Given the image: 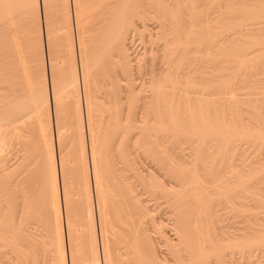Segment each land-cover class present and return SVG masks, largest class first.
<instances>
[{
    "label": "bare ground",
    "instance_id": "6f19581e",
    "mask_svg": "<svg viewBox=\"0 0 264 264\" xmlns=\"http://www.w3.org/2000/svg\"><path fill=\"white\" fill-rule=\"evenodd\" d=\"M215 1L216 2H214L213 0L212 1L211 0H89V5L84 6L83 5L84 2L82 0H0V159H1L0 177L3 178V180L6 178L5 179L6 181L9 178H12L9 176V175L12 176V172H10L9 170V169L12 170V168H10L11 167L10 165L13 166V161L11 162L12 164L10 163V161L13 159V158L11 159L12 150H10L11 148L7 146L9 144L12 145V143L16 141L15 140L16 138H13L14 134L19 135L20 138L22 137L20 134L22 131L21 132L14 131L15 128L14 124L16 123L15 130H18L17 126H19L20 124L19 122L14 123V121L17 120V118L19 117L24 118V116L27 115L26 110H28L27 109L29 107L28 105L31 106L35 104V106H37V110L38 111L40 110L39 113L42 114V110H44L43 112L46 115V116L41 115L40 118H38L39 115L37 113L38 120H40L41 117L47 118V120L44 119L47 122L45 127L43 126L45 124L43 119L41 120L44 123L43 125H41L37 121V126L40 124L42 126V129L44 127L43 133L45 134V137H43L44 134L41 133L42 130H40L39 133L42 134L41 137L43 139L41 137L40 138L42 140L39 137L38 139L35 136L39 140L38 141L35 138L37 142H39L38 143L39 145L37 144V142L35 143V145L36 148L38 149V147L41 144L40 142L44 141L43 142L44 144H41V146L39 147V149H41L42 145H44V150L41 154L38 152L40 155L37 154V157L39 156L38 159H41L40 162L42 161V165L44 166L42 167V165H40V167L45 168V173L43 174L44 176L46 174V181H49L50 179L54 180V190L56 196L54 198L51 197L52 199H49L50 203L48 205L50 208H52L51 210L53 211V216H54V220H53L54 229L52 227V231H54V237H53L54 239L50 243L52 244V247H54L53 248L55 253L54 255L55 257H53L55 259L54 264H115L114 255H113L114 253H113V249L111 248L112 245L110 244L111 242L109 243L110 240L109 236L111 233L109 232L107 226L109 225L110 228L111 227L113 228L114 225L112 221L106 220L108 216L106 217L107 214H105L104 211L103 196H102V191L106 183L104 184L102 181L103 178L101 176V162L102 164L104 162L107 164L108 163L107 160H110L109 164L111 165H108V167H110V170L108 167L106 169H107V173L110 171L111 174L113 175L112 178L113 180L111 179L112 176L111 177L108 176L110 177L109 179L110 182L112 180L111 183H113V185L116 184V183L114 184V180L116 182V179L117 180L120 179L119 182H121L123 186L122 181L129 180L127 179V177L129 176L128 172H127L128 176H126V171H129V173L132 172L133 176H135L136 178L138 177V179L141 180L139 181L141 184L144 182V184L142 185L146 184L147 186L145 185L144 188L146 187L145 189L147 190L149 188V190L152 191L151 192L152 194H156L158 191V193L160 192V195L161 193H164L162 195H166L167 196L166 198L170 200L169 204L171 203L172 205L169 206H174L173 209L175 211V215H174L175 221L172 220L173 222H175L174 225L176 229L175 228L174 229L177 231L179 237L177 236V234L176 236L178 237V239L180 238L181 240V242L179 243L176 241L175 242L176 244L174 243V241H172V245L175 244L174 250L172 249L173 247L171 246L172 252L174 251L173 255L175 254L174 255L175 261L177 263L233 264L236 262L233 261L235 253L237 252V251L235 252L236 249L242 247V249L240 250H243V248L245 250V248L247 247L249 248V246H253V247L257 246L258 248L260 247L259 249H261V251L259 250L260 252L258 254L256 253L257 255L256 258L254 259L253 264H264V221H261L264 218L263 217L264 214H262V217L260 215V217L262 218L261 220L260 218H258L259 215L258 217L256 216L257 217L256 219L250 217L246 218L247 211L249 208L251 210V206L253 205V203L254 205L257 203L255 209L258 205L264 206V161H263L264 157H262L263 154L261 156L262 158L260 156L257 157L256 154L255 155L256 158H253L254 157L253 155H252L253 157H251L254 160L249 158L250 160L248 161L247 158H243L246 160H243L241 158L242 159L240 160L241 163H239L237 162L238 160L235 159L237 157H234L233 155H232L233 157L231 156V152L234 155L235 153L238 155L240 154L241 151H244V149L241 148L242 150L240 149L241 151L239 152L237 150L239 149V147L237 146H236L237 148L235 147V145H237L236 142H238L240 138H243L244 136L247 135L246 137H244L245 139L249 137L248 135H250L249 139L252 138L255 141V144L257 139L259 140L264 139V121L260 119L259 121H257L256 120L257 118L255 120L252 118L251 120H249L251 117V114L249 115V113L251 112L247 113L248 107L246 110L247 111L246 115L249 116H245L244 113L239 114L241 113V110L242 112L243 111L245 112L246 106L250 104L249 101L253 100V102L251 103L254 102L256 103L257 101H260L258 96L255 97V99L254 96L259 95L256 94V92L261 88V85L262 88L260 89V92L259 91L258 92L261 93L264 91L263 90L264 82H262L263 81L262 79L264 78L262 77L261 79V76H257L255 78L254 76H252L254 77V80L252 81H254L253 82L254 84L257 83V86H259L258 83L260 84V82L257 81H260L261 79V85L259 89L255 88L254 90L253 88L256 87V85L251 83L252 77L251 78L248 77L247 80L243 79V82L245 80L246 83L250 79L251 85L248 84L249 86L241 82V80L240 81L238 80L239 77L242 76L241 74L245 70L247 69L252 70V67L255 69L256 67L253 66L254 64L256 65L258 62H260V65L263 64V60H264L263 31L264 30H261L262 24H259V26L256 27L255 26L251 27V25L248 27V25L251 24V22L253 24V22L255 21L254 18H256L255 16H257L258 18L260 15L262 16L264 15V4H263L264 0H259L260 1L259 6L261 5L260 7H256L255 4H254L255 6H253L252 2H247L246 4L244 2L243 5H245V7L244 6L242 7L243 9L246 10H242L240 8L243 0L241 1V3H237V0H224L225 3L224 5L226 7L225 9L224 7L221 8L222 14L220 13V7L223 4L222 3L223 0L221 1L222 4H220V0L219 1L215 0ZM259 1L256 0V2ZM209 2L211 3L212 6L208 4ZM249 3H251L252 5L250 4L251 6H249ZM216 4H218L220 7L215 6ZM237 4H240V7L237 6ZM139 5H140V9L138 8ZM247 5H248V9L246 7ZM214 7H216L215 10L213 9ZM238 10L241 11L239 12ZM211 11L212 12L214 11L215 14L218 11L220 15L217 12L216 16L215 15L213 16V13ZM236 12H239V15L240 14L242 15L239 18H237V16L239 15ZM131 13H133V15L138 14L140 17H143L141 19H144L145 17L152 18L153 20L155 19V24H153L152 27H150V31H152V28L154 29L152 35H154L155 38L154 42L155 40H157L158 42L159 50H160V55L158 56H160L159 58L162 59L163 61V67L161 70L158 69V72L153 69V66L150 69L152 71V77L150 78L148 85L150 83L152 94H147L146 96H143L144 94L141 91L142 83L139 80H137L139 79L136 77L137 74L135 75V73L132 72L134 70L133 64L137 63L136 67L138 66L139 68L141 58L143 56H141L140 54L141 57L138 58L136 57V55L133 53L132 50L134 49V47L132 46L131 48L132 42L130 43V45H128L125 37L126 36L125 31H127L128 29L127 25L130 24L129 22L131 21L132 18L135 20L134 16L131 15ZM129 16H131V19L129 18ZM208 17H209V21H208ZM261 19H263L264 22V18ZM249 20H251L250 23H248ZM71 22H73V24H71ZM25 23L29 25L28 28L25 25ZM83 23L90 24L92 28L94 26L96 27L95 30L100 31L99 35L101 36L102 44H103V37L101 35L102 32L108 33L110 39L109 42L111 45H113L114 49L116 50V53L114 52V54L112 55V52L109 51L114 61L112 58H110L109 55L110 53L109 52L107 53V51L106 53L109 56L106 57L108 58V61L112 59L110 61L112 63V66L114 64L116 66L114 67L117 69V71L113 72L115 73L114 74L115 78L114 76L112 78V76L110 75V78L108 80L109 74H111L112 72V71L110 72V69H114L112 68L111 65H110L111 68L109 67L110 69L105 71V72L109 71V73L107 74L108 76L105 74V72L102 71L103 70L102 68L104 67V64H102L103 62L102 58L103 55H106L105 50H103V48H105L104 47L105 45L103 44L102 48H100L102 53L99 52L101 55L98 54L96 56L94 55L96 64L93 67V71H94L93 75L95 77L94 81L96 80L97 77L99 81L100 80L99 76H100L102 83L100 81L99 84L97 80H96L97 82L96 81L94 82L93 79L89 81L91 78V77L89 78L90 76L89 71L90 69H92L91 67L92 64L90 65L87 64L88 61L87 58L85 57V43L83 38L84 34L82 33ZM143 23H145V21ZM255 23L257 22L255 21ZM24 25L26 29L22 28ZM23 29L24 30L28 29L29 32L31 30V32H33V35L38 32V44H37L38 48L32 49L33 44H31L32 48L28 47V49H30L29 51L27 49L29 53L31 52V49L34 50L33 52H31V55L34 56L35 54L34 57L36 59L37 57L39 58L40 56L39 60L37 59L38 61L34 60L35 62L34 66H37V63L39 62L38 65L40 69V73L38 74H40L41 80H39L38 77L37 79L39 81H37L36 76L35 79L33 77V79L36 80L37 83L35 81L34 82L29 81L31 76L28 77L27 72H26L27 77L25 76L23 79L22 76V73H24V71L22 72L24 68L22 62H24L23 59L25 58L24 57L25 53L23 51L24 49L21 48L22 47L21 31ZM71 29H73L72 31L74 33V43H73ZM92 31L93 33H95L94 29ZM258 34L259 36H257ZM66 35L68 36V38L65 39L66 40L70 39L69 40L70 45H68V48H66L67 41H65L64 39ZM23 37H25V34ZM29 37H31V33ZM33 40L36 41L35 39ZM99 40L100 39L98 37V44L101 43L99 42ZM106 40L107 39H105L104 37V43H106ZM30 42L34 43L32 42V39L31 41H29V43ZM25 44H28V42H25ZM209 44H212L214 46V49L219 48L222 54H224L225 57H227V60L225 59V61L221 57L222 59H220V61H223V63L226 61H231L229 64L223 65L222 67H220V69L219 68L217 69V71L222 70L223 73H221V71H218L219 72L218 73L215 70L216 74L218 75L216 76L215 74L214 78L217 79V77L219 76L218 77L219 81L218 79L217 82L213 81L214 84L216 82V85H214L213 83L211 84L216 86L215 88L216 90L215 89L212 90L211 86L213 85L211 84L206 85L204 83L205 70L207 71L209 70L206 69L205 67V65H207L206 61H207V51H208V49L206 50V47L207 46L209 47ZM37 45L35 47H37ZM213 46L210 47V50H212L211 48H213ZM21 49H23L22 52L24 54L23 55L24 58H21ZM219 49H217L216 53L219 52L218 51ZM35 51L38 52L35 53ZM67 51L68 53L66 54ZM212 51L210 52L212 53ZM254 53L256 54L253 55ZM106 57L104 60H107ZM20 59H22L23 61L21 62ZM138 59L139 61H137ZM209 59L211 60V58ZM142 61H144L143 58ZM32 62L30 61L31 63L30 69L31 67L34 68L32 66L33 65ZM101 64L103 65L102 67H100ZM88 65L91 67L90 69ZM97 65L99 66L100 69L99 72L102 71V75H104L105 77L107 76L106 79L101 77V75H99L98 70L95 72V70L98 67ZM215 65L217 64L215 63ZM260 65L258 66V69L261 68ZM211 67H212V63H211ZM217 67H219V65ZM254 69L252 72L256 71L257 73V70ZM262 69L263 72H261V69L260 72L264 74V67ZM30 71L28 70L29 73ZM209 71H211V69ZM97 72L98 74L96 75ZM249 72L251 71L249 70ZM55 73L58 74H56L55 76L54 75ZM209 73L211 74V72ZM212 73L214 72L212 71ZM206 74L208 73L206 72ZM210 76L208 77L211 78ZM27 78L29 79L27 80ZM25 79L28 81L29 85L23 84L27 82ZM110 79H114V81L116 82V86H119V88L115 87L114 86L115 82ZM109 81H110V85L108 86ZM236 81H238L239 84L236 83ZM117 82H121V84ZM240 82L243 84V86L245 85L246 87L242 86L241 88L242 84ZM218 83L220 84L219 86L221 87L220 88L221 90L218 89L219 88ZM232 83H236L240 85L239 88L237 86V89L244 90L245 88L246 90H244V92L243 90L242 91L240 90L242 93L234 94L235 90L237 89H235L236 87H234L232 90L233 92L231 91L232 88L230 87V84ZM222 85L226 87L225 89L227 90H222L223 88ZM227 85L228 88L229 87L231 88V89L229 88L230 91H228ZM234 85L235 84H233V86ZM110 86L114 88H118L119 91H117V93L119 92V94L114 95L116 92L115 91L112 95L110 93L112 87ZM207 86H209L208 88H210V90L209 89L208 90L212 92L211 94L209 92H206ZM26 87H29V92L26 91L28 90V88ZM23 88L26 89L23 90ZM108 89L110 91H108ZM239 90L236 92L239 93L240 92ZM213 91L215 92L213 93ZM220 91L222 95H218ZM223 91H225L224 94L228 92L229 96L223 95ZM100 92H102L103 93L102 95L105 96H100L99 95ZM121 92L123 95H121ZM229 92H232L234 95H232V93L229 94ZM215 93L217 96H214ZM23 94L25 95L23 96ZM205 94L213 98L208 99L207 98L208 96ZM262 94H264V92ZM66 96H68V98L70 97L73 98L72 101L75 102L74 104L75 108L77 109V113H79V114L76 113L75 115V112L71 110V113L74 112V115L77 118L76 119L77 121H75L74 123L76 125L73 124V120L75 118L73 117L72 114H71L73 118L72 120H70L69 118L68 121L65 120L66 123L69 121H71L72 123L69 122L70 123L68 124L69 126L64 125V123L62 124V117L60 116V113H62V111L60 112L59 106L63 102V98ZM246 98L248 99V101L245 100ZM256 99L258 100L256 101ZM244 101H246V104L249 102L247 105H245V107H244L245 104ZM255 103L253 105L254 106L256 104L258 105V106L256 105L258 108L255 106L257 110L254 108L253 105H249V107L253 106L255 110L253 108L251 109H253L252 111L256 112V116H257V113L259 111V103L256 104ZM260 103L263 104V105L261 104L262 107L260 108L263 111L264 101L261 100ZM50 104H52V108L50 107ZM63 105L65 106V104ZM23 106L26 108H23ZM35 106L33 105L31 109L33 110ZM225 106H228L229 108L225 109L224 108ZM21 107L24 109V111H22L23 109ZM261 112L260 114L258 113V115L264 114V112L263 113ZM211 114L215 115L214 120L213 118H211L212 116ZM34 115H35L34 118L36 120L37 115L35 113L32 114V116L31 115L29 116L30 119L32 118L31 120L34 119L33 118ZM163 115H165L166 118H164L165 116ZM241 115H244V117H242ZM14 116H16V118ZM247 117H249V119ZM13 119L15 120L13 121ZM25 119L26 117L23 119L24 123H22V125L20 124L22 128H24L23 126L27 121ZM26 125L25 128L27 127ZM50 125H52L53 131L50 130L51 128ZM21 127H19L20 130ZM10 132H13L12 133L13 135ZM25 132H23L22 135L25 137V139H27L26 137L27 134H25ZM68 132L69 134L72 133V135L75 136L76 138L78 135L77 142L75 137H73L75 138V140H73V138L70 137L72 138V142L75 141L76 143L75 142L71 143L70 142L71 140L68 135L69 140L67 141V143L68 142L71 143L70 145L72 147L71 151L69 147L68 153L71 152L70 154L73 155L72 157L71 155L70 157L66 156L67 154L66 148H68V144L67 143L65 144V139H66L65 136L68 134ZM73 132L75 134H73ZM9 133L10 136L12 135V137L10 138H13L11 139V141L13 140L12 143L10 141V138L6 137L9 135ZM166 133L169 134L173 133L172 134L173 136L170 135L172 137L169 141L168 140L166 141L167 137L165 138V135H168ZM210 134H213L212 136L219 134L216 136L220 137V135H223L224 137L223 138L221 136V138L223 139L219 137L218 138L214 137V141L212 140L210 142V143L212 142L215 143L216 140L218 141L220 139L219 142L223 140L221 144L222 147L216 146V148L218 149L222 148V150L224 148H228V149L233 148V150H235L234 148H236L237 152H239V153L237 152L234 153V151H231L229 153L228 157L231 156L232 159L230 160V162H225V164L227 163L226 165L223 163L226 167V170H223L224 166L222 165V163L220 165L223 166L221 170L218 171V169H220L219 167L217 170H215V168L216 165L220 164V162H223V160L222 161L219 160L221 157H222L221 159L224 158L228 159V157L225 156V153L229 151L227 149H225L226 151L223 150L225 151L223 155L224 157L222 156L223 153L222 154L220 153L221 156L217 155V158L214 159L213 155L219 154L218 151L221 152L223 151L221 149L216 151L217 149L215 148L214 153L215 151L216 153L214 154L212 152L213 149L210 150V145H208L209 143H207L209 142L207 138L211 140ZM19 137H17V139L20 141ZM5 138L8 142L7 143L8 145L6 144ZM28 140L30 142V139ZM32 140H31L32 144L31 143H30L31 145L29 144V146L32 147L27 146L26 148L27 151H25L22 145H19L20 143L19 144L17 142L15 143L19 145V147L22 146L25 153H27L29 149L33 150L35 148L34 141L36 140H33V142ZM241 141L244 140L241 139L240 142ZM262 142L264 146V140ZM205 143L207 144L208 147L205 146ZM73 144H77L76 146L78 147H74L75 145ZM14 146L15 145L13 143L11 147L16 149V146L15 147ZM242 146L243 145H241V147ZM7 148L10 149L8 150ZM22 148L21 149L17 148V149L18 151L19 150L23 151ZM207 148H209V150L213 154L212 158H210L211 161L207 159L208 157H211V154L207 153L209 152L207 151ZM37 149H34V151ZM8 151H10V156L8 155ZM31 151H29L30 153H28L30 154L29 156H31V154L34 153L33 151H32L33 153H31ZM253 152L254 149L252 153ZM226 154L228 155V153ZM242 154L238 155L239 158L241 157ZM251 154L247 153V155H251ZM7 155L9 156L8 158L11 159L10 161L8 160L9 162H6V159H4V157ZM107 155L109 159H107ZM29 156L27 157L30 159L31 157H33V156L31 157ZM103 156L104 159L102 161L101 158H103ZM144 156H148L146 157L147 159H149L150 156L153 159L151 160V163H153V161L155 160V163L157 164L160 163L162 165L161 168L164 167L166 169L169 178L173 179L172 184L170 183L169 187L165 185L166 184L165 182L168 179L166 175L165 177L167 179L166 178L159 179L161 180V182L156 177L157 175H155L153 170L156 169L157 167L154 169L151 168L152 169L151 170L149 167H145L147 164H145V166L144 165L142 166L141 158ZM218 156H220V158ZM23 157L24 154L22 155V158ZM55 157H57L56 158L57 161L55 160ZM32 159L34 160V158ZM208 161L210 162L208 163ZM231 161L235 162L234 165L236 164V166H231L232 165ZM31 162L29 163L30 167L32 166ZM6 163H10V165ZM5 164L10 167L6 166ZM70 165H78L79 169L83 170L82 171L83 173L81 172L83 174L82 189L80 188L81 189L80 190L79 188H77V184H76V190L79 189L80 191L75 190L74 193L76 192L75 195L77 196L79 195L80 198L81 197L84 198V199L82 198V200H84L83 202H85L86 210L85 207L83 209L84 211H86V213L83 212L82 209L80 208L79 209L80 211L82 210V212L85 213L86 217L85 218L83 217L84 216L83 213H81L80 215L81 216L83 215L81 220L84 219L88 220V221L85 220L82 221L83 223L76 222L75 220L76 222L75 225L74 222H72L73 218L70 215L72 212L69 213L70 197L68 194L69 190H67V188H69L67 187V184L68 185L70 184L68 183V181H66L67 178L66 176L68 173L65 174L66 172H68L65 170H67V168H69L68 166ZM16 166H19V164ZM155 166L160 167L159 165H155ZM222 170L225 171L226 174ZM7 171H9L10 174H8ZM157 171L158 170H156V172ZM220 172L223 173L225 177L223 176L222 178ZM57 174H58V183H56ZM2 175H5L6 177L4 176L2 177ZM132 175L130 173V176ZM20 177L19 179L21 180L22 177L21 178ZM1 178H0V186H1L0 188L3 190L5 184L4 186H2L3 184L1 185V183L4 182ZM23 180H25V178H23ZM23 180L19 181L22 183L20 184L27 185L25 181H24L25 183H23ZM14 181L15 180L13 179V185L10 182L11 185L9 186L10 189H12L11 186H13L15 190L14 189L8 190L9 192L7 193L6 188H8V184H9V183L7 184V182H4L7 184V187H5L4 189L5 192L0 189V255H2V253H5V249L8 248L7 250H10V254H11L9 259L11 260L12 264H41L38 259V255L40 256L39 254L40 250L37 251V249H39L38 243L41 244L43 242H40L42 240L39 239L40 236L39 237L36 236L38 235L37 234L38 231L35 233V231L33 230L34 228L32 226L34 225H32L33 220L31 219L32 212H34L33 214H35L37 210V209L34 210L33 201L31 200H33V198H35L36 196L35 195L33 196L32 194L28 193L30 191V188L31 190L33 189L32 187H29L30 184L28 186L29 190L27 189V187L24 188V186L22 187L21 185H20L21 187L18 189L17 186L19 185L16 184L17 186L16 185L14 186ZM128 182L127 183L124 182V184L128 185V186L126 185L125 190L127 189L129 192L132 193L130 200H132L133 203L135 204L134 212L133 210L130 211H132L133 213L135 212L137 213L138 212L137 210H140V219L149 218L148 220L150 222L147 223L146 219H145L146 221L143 219H141L140 221L141 231L140 230L139 231L141 232V234L138 235H142L144 241L140 240V246H138L139 242L137 244V241L136 244L138 248H140L142 245L143 253L140 251L141 249L139 251L141 253V256L143 254L142 259L144 260L143 261L144 263L143 262L141 263L159 264L158 262L160 259L159 258L160 253H158V250L155 248V245L153 244L154 242L153 241L154 239L152 237L153 235L149 233L148 230L149 227L147 226L148 224L152 225L151 223H154L153 222L154 215L150 214L151 213L150 210H152V207L149 210V207H147L148 205L142 202L143 197L142 199H140L141 197L138 196L139 193L138 192L136 193V191H134L136 190L135 189L136 187L133 189L131 187L132 185H129L130 182L129 183ZM111 183L110 185H112ZM50 184L52 187L53 185L52 181ZM50 184L47 185H49L50 187ZM134 185L135 184H133V186ZM122 186L120 187L123 190L124 187L122 188ZM78 187H81L80 183L78 184ZM110 188L111 189L113 188L116 191V187L114 188L113 186L112 187L110 186ZM33 190L35 191V187ZM33 190L31 191L32 193L34 192ZM48 190L49 189H47V191ZM104 190H106V188ZM149 190L148 192H150ZM44 192H46V190ZM112 192L113 190L111 191V194ZM36 193L38 192H35V194ZM151 193L150 196H153L151 195ZM52 194L53 193L51 192V196ZM128 194H126V196H128ZM30 195H32L33 197H31ZM114 195H116V193ZM47 196L45 199H47ZM128 197L126 201L127 202L129 201V203L133 205V203L130 202ZM93 203H94V207H93ZM127 205L129 206L128 203ZM128 206H126L127 209H130L128 208ZM261 208L264 207L261 206L259 209ZM153 211L155 212V210ZM50 212L51 211H49V213ZM117 212L118 209L115 213L119 215ZM132 212L129 213L132 214ZM254 212L258 213V209H256V211ZM147 214L149 215L146 216ZM94 215H95L96 225L93 219ZM132 215L134 216V214ZM137 215L139 216V214ZM121 217H122L121 215L117 216L118 218L117 220H119V218ZM78 219H80V216ZM79 223L82 224V226L85 224L86 227L83 226L85 228L83 227L79 228L76 225V224L79 225ZM144 223H146L145 227L148 228L144 227ZM130 224L132 223H129V227L131 226ZM126 226L128 225L126 224ZM153 226L155 227V224ZM139 228L140 227H138V229ZM83 230H86L85 231L86 234L87 233L89 234V236H86V234L84 233L86 238L89 237L87 246L85 245L87 244L85 242L81 245L77 244L75 241L76 237L75 238L72 237L73 233H77L78 231H79L78 233H80L83 232ZM117 230L118 229H116V231ZM153 231H155V229ZM159 231L161 232V230ZM119 233H121V231ZM65 235H66V241L64 243L63 237ZM130 235L128 234L129 239L131 237ZM71 237L74 238V240L71 239ZM82 237L84 236L82 235ZM90 238H91V242H90ZM133 238L135 239V237ZM138 238L140 239L139 236L137 237V240H139ZM35 242L38 243L36 244ZM142 242L145 243L143 244ZM177 243L178 245H180V248L178 247ZM36 245L37 247L35 248L34 246ZM46 246L50 248V245L47 244ZM82 246L86 248V250L87 249L88 250L86 251ZM41 247L43 248L45 246L42 245ZM48 247H46V249ZM253 247H250V249ZM49 248H48V252H49ZM80 248L83 249V251L87 252L88 255L86 253V255L81 256L82 258L81 257L78 258L77 256L80 254L77 253L81 251ZM34 249H36V251L39 252L37 255H36L37 252L35 253ZM46 249H44V251ZM128 249L130 248L128 247ZM168 250L170 251V248ZM244 250H243V254H245ZM121 252L119 253L122 256L121 258L124 257L123 255L127 256V254H125V250L124 251L121 250ZM249 252L250 251H248V254L253 253V252L252 253ZM169 253L171 252H168L167 254ZM129 256H127L128 259L131 257ZM135 258L133 259L135 260ZM78 259L80 260L78 261ZM2 260L3 259H1L0 262ZM123 264L126 263L123 262Z\"/></svg>",
    "mask_w": 264,
    "mask_h": 264
},
{
    "label": "rangeland",
    "instance_id": "374dc122",
    "mask_svg": "<svg viewBox=\"0 0 264 264\" xmlns=\"http://www.w3.org/2000/svg\"><path fill=\"white\" fill-rule=\"evenodd\" d=\"M84 3H83V5L84 6H86V5H89V0H82ZM212 1V0H211ZM214 2H216L215 0H213ZM219 1V0H218ZM221 1L222 0H220V4H222V6L220 7L218 4H216L215 6H219L220 7V13L222 14V12H221V8L222 7H224V9H225V3H224V0H223V2L221 3ZM241 1L242 0H237V3H241ZM259 1V0H258ZM244 2H245V4L247 3V2H252V4H253V6H255L256 5V7H260L259 6V3H260V1L259 2H256V0L254 1V0H243L242 1V3H241V7H240V4H237V6H239L242 10H246V9H243V7L242 6H244L245 7V5H243L244 4ZM263 2V1H262ZM262 2H261V4H262ZM208 4H210L211 5V3L209 2ZM212 4H213V2H212ZM251 3H249V6H251L250 5ZM255 4V5H254ZM264 4V3H263ZM206 5H207V3H206ZM224 5V6H223ZM258 5V6H257ZM70 6V5H69ZM209 6V5H208ZM212 6V5H211ZM207 7V6H206ZM247 7V9H248V5L246 6ZM139 9H140V5H139V7H138ZM215 8L216 7H214L213 9L215 10ZM223 9V10H224ZM239 12L241 11V10H238ZM212 12V11H211ZM210 12V13H211ZM218 12V11H217ZM217 12H216V14H217ZM224 12V11H223ZM239 12H236V13H238V15H239ZM213 13V16L215 15L216 16V14L214 13V11L212 12ZM211 13V14H212ZM242 13V12H241ZM218 14H219V12H218ZM40 15H41V12H40ZM131 15H133V13H131ZM220 15V14H219ZM219 15H217V16H219ZM242 14H240L239 16H237V18H239L240 16H241ZM128 16V15H127ZM134 16V18H135V20L132 18L131 19V16H129V18L131 19V21L128 23L129 25H127V27H128V29H127V31H125V37H126V41H127V43H128V45H130V43L132 42V45H131V48H132V46L134 47V49H132L133 50V53L136 55V57L138 58V57H141V56H143L142 58L144 59V61H142V58H141V62H140V66H139V68H138V66L136 67V65H137V63H134L133 64V68H134V70L132 71L133 73H135V75H136V77L137 78H139V79H137V80H139L142 84H141V91L143 92V96H146L147 94H152L151 93V86H150V83H149V85H148V82H149V80H150V78L152 77V71L150 70L151 69V67L153 66V69L154 70H156L157 72H158V69H162V67H163V61H162V59H160L159 57L160 56H158V55H160V50H159V45H158V42H157V40H155V42H154V35H152L153 34V32H154V29L152 28V31H150V27H152V25L153 24H155V19L153 20L152 18H148V17H145L144 19H141V18H143V17H140L138 14H136V15H133ZM211 16V15H210ZM256 18H254L255 19V21L258 23H255V21L253 22V24H252V22H251V24H249L248 25V27L251 25V27H256V26H259V24H262L261 25V30H264V22H263V19H261V18H264V15L262 16V15H260L258 18H257V16H255ZM129 19V20H130ZM211 19V18H210ZM259 21H258V20ZM261 19V20H260ZM128 20V21H129ZM235 20H237V19H235ZM252 20V19H251ZM251 20H249V22L248 23H250V21ZM72 21V20H71ZM145 21V23H143V22ZM153 23H152V22ZM208 21H209V17H208ZM211 21V20H210ZM239 21V20H238ZM253 21V20H252ZM140 22V23H139ZM263 22V23H262ZM132 23V24H131ZM256 25H255V24ZM71 24H73V22H71ZM151 24V25H150ZM25 25L27 26V28L29 27V25H27L26 23H25ZM25 25L22 27V28H25L26 29V27H25ZM132 25V26H131ZM82 26H83V38H84V43H85V57L87 58V61H88V63L87 64H92L91 65V67H92V69H90L91 67L88 65V67H89V69H90V71H89V74H90V76H89V78H90V80L89 81H91L92 79H93V81H94V71H93V67L95 66V56L98 54V55H101L100 53H102V51H101V49L100 48H102V46H103V44L105 45L104 47L105 48H103V50H105V54L106 55H103V58H102V64H104V67L102 68L103 70V72H105L106 70H108V69H110L111 67H110V65L112 66V63L110 62L112 59H113V57H111V53L110 52H112V55L114 54V52L116 53V50L114 49V47H113V45H111L110 44V42H109V36H108V33H105V32H102V37H103V44H102V39H101V36L99 35L100 34V31H98V30H95V28L96 27H94L93 26V28H92V26L90 25V24H86V23H83L82 24ZM85 26V27H84ZM146 26H148V27H146ZM73 28V27H72ZM87 28V29H86ZM90 28V29H89ZM148 28V29H147ZM29 29H31V28H29ZM86 29V30H85ZM88 29H89V31H88ZM94 29V32L96 33H93V30ZM73 29H71V31H72ZM26 31V32H25ZM92 31V32H91ZM129 31V32H128ZM264 32V31H263ZM25 34V37H23L24 36V34ZM27 33V34H26ZM28 33H29V35H30V33H31V37H29V35H28ZM128 33V34H127ZM131 34V35H130ZM21 44H22V47L21 48H23V49H21V58H24L23 60H24V62H22L23 60L22 59H20V61L22 62V65L24 66V68H23V70H22V72L24 71V73H22V76H23V79H24V77L26 76L27 77V75H26V72H27V74H28V77L29 76H31L30 77V80L29 81H35L36 83H37V81H39V80H41L40 79V74H38V73H40V69H39V65H38V63H37V66H34L35 65V62H34V60H39V58H40V56H39V58L37 57V59L34 57L35 56V54H34V56L33 55H31V52H33L34 50H32V49H34V48H38V32L37 33H35L34 35H33V32H31V30H30V32H29V30L27 29V30H22L21 31ZM32 35H33V37H32ZM68 35V34H67ZM66 35V37H64V39L65 38H68V36ZM96 35H97V37H96ZM27 36H28V38H27ZM106 36H107V38H106ZM128 36V37H127ZM257 36H259V34L257 35ZM264 36V35H263ZM36 37V38H35ZM72 37H73V43H74V33H73V31H72ZM98 37H99V42H101V43H99L98 44ZM104 37H105V39H107L106 40V43H104ZM23 38H24V40H25V42H28V44H25V42H24V40H23ZM30 38V39H29ZM69 38H70V35H69ZM28 39H29V41H31V39H32V42H34L35 43V45H34V43H29V41H28ZM33 39H35L36 41H34ZM27 40V41H26ZM70 40V39H69ZM69 40L67 39H65V41H67L66 42V44H67V47L66 48H68V45H70V43H69ZM132 40V41H131ZM23 41V42H22ZM129 41V42H128ZM150 42V43H149ZM149 43V44H148ZM31 44H33V48H32V46H31ZM65 44V45H66ZM151 44V45H150ZM37 45V47H35ZM212 44H209V47L207 46L206 47V50L208 49V51H207V61H206V63H207V65H205V67H206V69H211V71H207V70H205V73H204V76H205V80H204V83L207 85V84H211V83H213L214 84V82L213 81H216L217 82V79H218V81H219V76L217 77V79H215L214 77V75L216 74V71H217V69L219 68L220 69V67H222L223 65H227V64H229L231 61H226V62H224L223 63V61H220V59H222L223 58V60L225 61V59L227 60V57H225V55L224 54H222V52H221V50L219 49V48H217V49H219L218 51V53H216L217 52V49L215 48L214 49V46H213V48H211L213 51H214V53H213V51L212 50H210V47H212L211 46ZM26 46H27V48H26ZM28 47H31L32 49H31V52L29 53L28 51L30 50V49H28ZM25 48H26V50H25ZM27 49H28V51H27ZM107 49V50H106ZM143 49H144V51H143ZM22 50L24 51V53H25V55L23 54V52H22ZM36 50H38V49H36ZM147 50V51H146ZM106 51H107V53L109 52L110 54V58H112L110 61H108V58L106 57V56H109V55H107V53H106ZM135 51V52H134ZM142 51V52H141ZM158 51H159V53H158ZM210 51H212V53L210 52ZM38 51H35V53H37ZM100 52V53H99ZM104 52V51H103ZM68 53V51L66 52V54ZM156 53V54H155ZM219 53H221V54H219ZM257 53V52H256ZM256 53H254L253 55H255ZM259 53V52H258ZM104 54V53H103ZM140 54H141V56H140ZM146 54V55H145ZM211 54V55H210ZM218 54H219V56H218ZM23 55H24V57H23ZM27 55H28V57H27ZM31 55V56H30ZM95 55V56H94ZM144 55H145V57H144ZM224 55V56H223ZM32 56H33V58H32ZM107 58V60H104L105 59V57ZM248 56H250V55H248ZM211 58V60L209 59V58ZM222 57V58H221ZM225 57V58H224ZM247 57V56H246ZM148 58V59H147ZM150 58V59H149ZM249 58V57H248ZM247 58V59H248ZM30 59V60H29ZM217 59H218V61H220V62H218L217 61ZM244 59V58H243ZM37 60V61H38ZM161 60V61H160ZM214 60V61H213ZM246 60V59H245ZM30 61L33 63V67L34 68H32L31 67V69H30V66H31V63H30ZM36 61V62H37ZM108 61V62H107ZM113 61H114V59H113ZM112 61V62H113ZM137 61H139V59L137 60ZM149 61H151V62H149ZM26 62H27V64H26ZM29 62V63H28ZM100 63H101V61H100ZM211 63H212V67H211ZM214 63V64H213ZM215 63L217 64V65H215ZM256 63V62H255ZM261 63H262V61H261ZM101 64V66L100 67H102L103 65ZM21 65V66H22ZM135 65V66H134ZM141 65H142V67H141ZM151 65V66H150ZM214 65V66H213ZM219 65V67H217ZM257 65V66H256ZM254 64L253 66H255L256 68L254 69L253 67H252V70L251 69H249L251 72H249V70L247 69V70H245L241 75L242 76H240L239 77V81L241 80V82H243V79H245V80H247V78L249 77V78H251L252 76H254L255 78L257 77V76H261V79H262V77L264 78V74L263 73H261V72H263V67H264V60H263V64L262 65H260V62H258L257 64ZM261 66V68H259L258 69V66ZM98 66V65H97ZM115 64L112 66V68H114V69H116L115 67ZM263 66V67H262ZM36 67V68H35ZM110 67V68H109ZM155 67V68H154ZM214 67V68H213ZM114 69H110V72H111V74H109V77H108V80H109V78H110V75L112 76V78H113V76H114V74L115 73H113V72H116L117 71V69L116 70H114ZM253 69L254 70H257V73H256V71H254V72H252L253 71ZM260 69H261V72H260ZM28 70L30 71V73L32 74H30L29 72H28ZM32 70H33V73H32ZM39 70V71H38ZM98 70V72H99V66L97 67V69L95 70V72ZM216 70V71H215ZM35 71H37V72H35ZM102 71H100L99 72V75H101V77H103V78H105L106 79V77L108 76L107 74L109 73V71H107V72H105V74L107 75L106 77L104 76V75H102ZM136 71V72H135ZM212 71L214 72V73H212ZM218 71H221V73H223L222 72V70H218ZM217 71V72H218ZM247 71V72H246ZM259 71V72H258ZM98 72L96 73V75L98 74ZM155 72V71H154ZM206 72L208 73V74H206ZM209 72H211V74L209 73ZM226 72V71H225ZM227 72H229V71H227ZM112 73H113V75H112ZM150 73V74H149ZM156 73V72H155ZM219 73V72H218ZM251 75H250V74ZM260 73V74H259ZM37 74V75H36ZM56 74H58V73H55L54 75L56 76ZM206 74V75H205ZM211 76H210V75ZM258 74V75H257ZM262 74V75H261ZM92 75H93V78H92ZM98 75V76H99ZM218 74H216V76H217ZM245 75V76H244ZM35 76H36V80H34L35 79ZM58 76V75H57ZM208 76H210L211 78H209ZM33 77H34V79H33ZM39 77V80L37 79ZM208 77V78H207ZM254 77H252V79H251V81L252 80H254ZM98 78V77H97ZM96 78V80L98 81V79ZM114 78H115V76H114ZM213 78H214V80H213ZM260 78V77H259ZM29 78H27V80H28ZM99 84H100V81H101V78H100V76H99ZM207 79V80H206ZM209 79V80H208ZM261 79H260V81H257V82H260V84L258 83V85L259 86H257V83L256 84H254L253 82L254 81H252L251 83L252 84H254V85H256V87H254L253 88V90L256 88V89H259V87H260V85H261ZM26 80V79H25ZM26 80V81H27ZM95 80V81H96ZM102 80H104V79H102ZM110 80H113L114 81V79H110ZM244 80V82L243 83H245V84H249V85H251V83H250V79H249V81H247V83H246V81ZM255 80H257V79H255ZM263 81L262 82H264V79H262ZM24 81V80H23ZM25 81V82H26ZM94 81V82H95ZM96 81V82H97ZM208 81V82H207ZM210 81V82H209ZM221 81V80H220ZM108 82V81H107ZM112 82V81H111ZM115 82V81H114ZM145 82V83H144ZM216 82H215V84L214 85H216ZM240 82V83H241ZM249 82V83H248ZM23 83V82H22ZM91 83V82H90ZM101 83H102V81H101ZM117 83H120L121 84V82H117ZM124 83V82H123ZM221 83V82H220ZM236 83H238V81H236ZM236 83H232V84H230V87L232 88H230L231 89V91L233 90V88L234 87H236L235 89H237V86H238V88H239V86L240 85H238V84H236ZM23 84H25V85H29V83H28V81L26 82V83H23ZM98 84V85H99ZM112 84V83H111ZM144 84V85H143ZM147 84V85H146ZM213 84H211V85H213ZM222 84V83H221ZM233 84H235L234 86H233ZM242 84V83H241ZM110 85V81H109V83H108V86ZM119 85V84H118ZM213 85V86H214ZM220 84L218 83V86H219ZM248 85V86H249ZM24 86V85H23ZM107 86V87H108ZM113 86V85H112ZM112 86H110V87H112ZM114 86L115 87H118L119 88V86H116V82L114 83ZM122 86V85H121ZM211 86V88H212V90H214L215 88H216V86ZM223 86V85H222ZM242 86H243V84L241 85V88H242ZM245 86V85H244ZM243 86V87H244ZM263 86H264V84H263ZM25 87V86H24ZM30 87V86H29ZM29 87H26V88H28V90H26V91H28L29 92ZM209 86H207V91L206 92H209L210 94L212 93V92H210L209 90H210V88H208ZM246 87V86H245ZM25 88V89H26ZM109 88V87H108ZM118 88H114V87H112L111 89L113 90V92H112V90L110 91L109 89H108V91H110V93L113 95V93L115 92V94L114 95H118L119 94V92L117 93V91H119L118 90ZM218 88V87H217ZM221 87L219 86V90H221L220 89ZM226 87H224L223 86V88H222V90H227V89H225ZM227 88H228V85H227ZM229 88H228V91H230L229 90ZM261 88H262V85H261ZM260 88V89H261ZM24 88H23V90H25ZM114 89H116V90H114ZM209 89V90H208ZM217 89V90H218ZM234 89V90H235ZM260 89L258 90L259 92H260ZM121 90H122V88H121ZM150 90V91H149ZM216 90V89H215ZM239 89H237V90H235V92H234V94H240V93H242L241 91L243 90H239L240 92L238 93V92H236V91H238ZM244 90H246L245 88H244ZM244 90H243V92H244ZM264 90V89H263ZM256 92V94H259V95H255L254 96V99H255V97H257L258 96V98L260 99V101L262 100V101H264V99H262V98H264V94H262L263 92H261V93H259V92ZM141 92V93H142ZM205 92V93H206ZM215 91H213V93H214ZM224 92L225 91H223V95H228V92H226L225 94H224ZM233 92V91H232ZM232 92H229V94H231ZM25 93V92H24ZM208 93V94H209ZM217 93H219V92H217ZM26 94H27V92H26ZM103 93L102 92H100V96H105V95H102ZM105 94V93H104ZM209 94V95H210ZM233 93H232V95H234ZM262 94V95H261ZM25 94H23V96H24ZM121 95H123L122 94V92H121ZM205 95H207V94H205ZM209 95H207L208 97V99H211V98H213V97H209ZM218 95H222V93H221V91H220V93L218 94ZM28 96V95H27ZM213 96V95H212ZM214 96H217L216 95V93H215V95ZM229 96V95H228ZM261 98H260V97ZM263 96V97H262ZM24 98V97H23ZM27 98V97H26ZM205 98V97H204ZM69 99V100H68ZM72 99L73 98H68V96H66V97H64L63 98V102L60 104V106H59V108H60V112L62 111V113H60V116L62 117V124L64 123V125H68V124H70L69 122H71V121H69V122H67L66 123V121H68V118L70 119V120H72L73 118H72V115H73V117L75 118L74 120H73V124L75 123V121H77L76 119V113H77V109L75 108V102H73L72 101ZM69 102H68V101ZM104 100V99H103ZM246 101H248V99L246 98L245 99ZM258 99H256V101H257ZM75 101V100H74ZM242 101V100H241ZM246 101H244L245 102V104H244V107H245V105H247L249 102H250V104L249 105H253L254 103H251V102H253V100H251V101H249L247 104H246ZM255 101V100H254ZM260 101H257L256 103H259V111H258V113L260 114V112L262 111V109H260L261 107H262V103H260ZM27 102V101H26ZM72 102V103H71ZM255 103V104H256ZM63 104H65V106L63 105ZM70 104H71V106H70ZM262 104V105H261ZM28 105V104H27ZM34 106H35V104H33ZM33 105H28L29 107L27 108L28 110H26L25 112L27 113V115L26 116H24L25 115V113H24V118L26 117V119L25 120H27L26 121V123H25V125L26 124H28V125H26L27 127L25 128V125L23 126L24 128H22L21 126H20V124L22 125V123H24L23 122V119L21 118V117H19V118H17V120H15V119H13V121H14V123L15 122H19L20 124H19V126H17L18 128V130H15L16 129V123L14 124L15 125V128H14V131H22L20 134H21V138L19 137V135H15L14 134V136H17V137H19L20 138V141L17 139V137H14L13 136V138H16L15 140V142H17L19 145H22L23 146V148L25 149V151H27V146H29V144L31 143V140L33 139V137H34V139L33 140H36L38 137L40 138L41 137V135L42 134H40L39 132H40V130H42V132L41 133H43V129H44V127H45V125L47 124V122H46V120H47V118L45 117H41V119L40 120H38V118H40V116L42 115V116H46L45 115V113L43 112L44 110H42V114H40L39 112H40V110L38 111L37 110V106H35L34 108H33V110L31 109V107H33ZM249 105L248 106H246V108H245V112L243 111L242 112V110H241V113H239V114H242V113H244L245 114V116H249L250 114H251V117H250V119H249V117H247L249 120H251V118L252 119H256L257 121H259V119L260 120H263L264 121V118H263V116H264V114H261V115H258V113H257V116H256V112L255 111H252L254 108H255V106L257 105H253L254 106V108H253V106H251V107H249ZM74 106V107H73ZM258 106V105H257ZM256 106V107H257ZM50 107L52 108V104H50ZM247 107H248V110H247ZM22 108V107H21ZM23 108H26V107H24L23 106ZM22 108V109H23ZM30 108V109H29ZM68 108H69V111H68ZM82 108V107H81ZM225 109L227 108H229L228 106H225L224 107ZM251 108H253V109H251ZM258 108V107H257ZM257 108H255L256 110H257ZM39 109V108H38ZM249 109H251V110H249ZM254 109V110H255ZM21 110V109H20ZM30 110V111H29ZM32 110V111H31ZM52 110V109H51ZM71 110L72 111H74L75 112V115H74V112H72L71 113ZM244 110V109H243ZM248 112H247V111ZM261 110V111H260ZM22 111H24V109L22 110ZM28 111H29V114H28ZM35 111H38V112H35ZM219 111H222V110H219ZM240 112V111H239ZM249 113V112H251V113H249V115H246L247 113ZM253 112H255V113H253ZM264 112V109H263V111L261 112V113H263ZM22 113V112H21ZM36 114L37 115V113H38V115H39V117H38V115L36 116V120H35V115L33 116V120H31L30 119V115L32 116V114ZM44 113V114H43ZM255 114V115H253V114ZM72 114V115H71ZM77 114H79V113H77ZM212 116H211V118H213V120H214V117H215V115L214 114H211ZM16 116H17V114H16ZM16 116H14L15 118H16ZM68 116V117H67ZM71 118H70V117ZM78 116V115H77ZM163 116H165V115H163ZM242 117H244V115H241ZM254 116H255V118H254ZM38 117V118H37ZM66 117V118H65ZM259 117V118H258ZM65 118V119H64ZM164 118H166V116L164 117ZM262 118V119H261ZM22 119V120H21ZM29 119V120H28ZM43 119V121L45 122V124L41 121ZM44 119H46V120H44ZM32 122H31V121ZM66 120V121H65ZM253 120V121H254ZM36 122V124H35V122ZM37 121H38V123H40L41 125H43L44 127H43V129H42V126H41V129H40V126L38 125L37 126ZM40 121V122H39ZM42 122V123H41ZM29 123H30V125H29ZM72 123V122H71ZM32 124V125H31ZM72 124V125H73ZM72 125H70V126H72ZM74 125H76V124H74ZM73 125V126H74ZM28 126H30V127H28ZM37 126V127H36ZM69 126V125H68ZM19 127H21V130L19 129ZM35 127V128H34ZM50 130L51 131H53L52 130V125H50ZM24 131H23V130ZM38 129V130H37ZM27 133H26V132ZM23 132H25V134H27V139H25V137L22 135V133ZM35 132V133H34ZM11 134L13 133V132H10ZM10 133H9V137L8 136H6L7 138H10V137H12V135L10 136ZM15 133V132H14ZM17 133H19V132H17ZM37 134H40V135H37ZM44 134V133H43ZM73 134H75L74 132H73ZM166 134H168V135H165V138L167 137V139H166V141L168 140H170L171 139V137L173 136L172 134H169V133H166ZM68 135H69V138L70 137H75V136H73L72 135V133L71 134H69V132H68V134L65 136V144L67 143V141L69 140L68 139ZM72 135V136H71ZM170 135H172V136H170ZM213 134H210V138H211V140L209 139V138H207L208 140H209V142H207V143H209L208 145H210V150H212V152L214 153V150H215V148H216V146H218V147H222L221 146V144H222V141L223 140H221L220 142H219V140L216 142L215 141V143H210L212 140L214 141V137H217L216 135H219V134H216V135H214V136H212ZM37 138H36V137ZM163 136V135H162ZM170 136V137H169ZM207 136V135H206ZM205 136V137H206ZM221 136L223 137V135H220V137L219 138H221ZM225 136V135H224ZM247 136V135H246ZM246 136H244V137H246ZM249 137H250V135H248ZM29 137V138H28ZM43 137H45V134H44V136ZM217 137V138H218ZM244 137L243 138H240L239 140H238V142H236V144L237 145H235V147L237 146V147H239V149H237L239 152L242 150V149H244V151H241L240 152V154H242L241 155V157L239 158V156L238 155H240V154H236L235 152H237V150H236V148H234L235 150H233V148H231V149H228V148H224L223 150H225V149H227L229 152H226V153H228V155L225 153V156L226 157H228L229 156V153L231 152V151H234V153H235V155H237V156H235L234 154H232V152H231V156L233 155L234 157H237V158H235V159H237V160H235V161H237V162H239V163H241V161L240 160H242L243 158H247V160L249 161L250 159L249 158H251V157H253V158H256V154H257V157L258 156H262V154H263V156L262 157H264V146H263V140L264 139H260L261 140V142H260V140L259 139H257L259 142H260V145H259V142L256 140V144H255V141L252 139V138H250L249 139V137H247V138H245L244 139ZM252 137V136H251ZM254 137V136H253ZM13 138H10V141H11V139H13ZM36 138V139H35ZM38 138V139H39ZM42 138V137H41ZM40 138V139H41ZM72 138H70V142L71 143H74L75 141H73L72 142ZM76 138V137H75ZM75 138H73V140H75ZM77 138H78V135H77ZM76 138V142H77V139ZM224 138V137H223ZM223 138H221V139H223ZM239 138V137H238ZM256 138V137H255ZM24 140V141H22V140ZM28 139H30V142H29V140ZM37 139V140H38ZM43 139V138H42ZM41 139V140H42ZM206 139V140H207ZM216 139V138H215ZM244 140V141H241L240 142V140ZM252 139V140H251ZM5 140H6V138H5ZM19 142H18V141ZM28 140V141H27ZM33 140H32V142H33ZM37 140L36 141H34V146H35V148L34 149H37L36 148V145H35V143L37 142ZM40 140V141H41ZM206 140H205V142H206ZM8 141H9V139H8ZM13 141V140H12ZM12 141H11V143H12ZM39 141V140H38ZM15 142H13L14 143V145L16 146V149L15 148H13V147H11L12 145H13V143H12V145L11 144H7L8 142H7V140H6V144L8 145L7 147H10L9 149L10 150H12V152L15 154V155H17V156H15L12 152H11V154L12 155H14V156H12L11 155V159L10 158H8L9 156H10V151H8V155L7 156H5V157H7V158H5L4 157V159H6V162H9L10 160V163L13 161V166L12 165H10V163H6V164H9L10 166H8V165H6V166H8V167H10V168H12V170H14V168H15V170L14 171H12L11 169H9L10 170V172H12V176L11 175H9L10 177H12V178H9V177H7V178H9L10 179V181H9V179L6 181L5 179L3 180V178H1L4 182H7V184H8V188H6L7 189V193L9 192L8 190H13L14 189V187L13 186H11V188L12 189H10V186L9 185H11V183H12V185H13V179L15 180L14 181V186L16 185V184H18L19 186H17L18 187V189L22 186H24V188L25 187H27V189H28V186H29V184H30V186L29 187H32L33 189H34V187H35V191L32 193L31 191V188H30V191L28 192L29 194H32L33 196L35 195L36 197V199L35 198H33V200H31V201H33V206H34V210H36V215L35 214H33L34 212H32V220H33V224L32 225H34V226H32L34 229V231H35V233L37 232V234L38 235H36V236H40L39 237V239H42L40 242H43V243H41V244H39L38 242V248L39 249H37V251H39V252H37L36 251V249H34V251H35V253H36V255L39 253L40 254V256L38 255V259H39V261H40V263L41 264H54L55 262V259L53 258V257H55L54 255H55V253H54V247H52V244H50L51 242H52V240L54 239L53 237H54V231H52V227H53V224H54V216H53V211L51 210L52 208H50L48 205H49V203H50V201H49V199H52V198H54L56 195H55V190H54V180L52 179H50L49 181H46V174H45V176H44V174L43 173H45V168H42V167H44L43 165H42V161L40 162V160L41 159H38V157H37V154H41L42 152H43V150H44V145H42V147H43V149H42V147H41V149H39V147L41 146V144H44L43 142H40L41 144H40V146L38 147V143L39 142H37V147H38V151L37 150H35L34 151V149L31 151L29 148V150H28V152L27 153H25V151H24V149L22 148V146L21 147H19V145H17ZM27 142V143H26ZM75 142V143H76ZM241 144H240V143ZM71 143H67L68 144V148H66L67 149V154H66V156L67 157H70V153H68L69 152V147H70V151H71ZM165 143V142H164ZM168 143V142H167ZM166 143V144H167ZM254 143V144H253ZM24 144H26V145H24ZM32 144V143H31ZM30 144V145H31ZM78 144V143H77ZM77 144H73V145H75L74 147H78V146H76ZM217 144V145H216ZM220 144V145H219ZM245 144V145H244ZM11 145V146H10ZM223 145H224V143H223ZM241 145H243L242 147H241ZM257 145V146H256ZM14 146V147H15ZM205 146H207V144L205 143ZM215 146V147H214ZM263 146V147H262ZM29 147H32V146H29ZM46 147V146H45ZM66 147V146H65ZM208 147V146H207ZM212 147V148H211ZM255 147V148H254ZM257 147V148H256ZM259 147V148H258ZM21 149L22 148V150L24 151H21V150H19L18 151V149ZM206 148V147H205ZM242 148V149H241ZM261 148H262V150H261ZM8 149V148H7ZM7 149H6V151H7ZM8 149V150H9ZM77 149V148H76ZM217 150L216 151H218V150H222V148H220V149H218V148H216ZM241 149V150H240ZM253 149H254V152L252 153V151H253ZM260 149V150H259ZM16 150V151H15ZM41 150V151H40ZM209 150V148H207V151H209V152H207V153H209V154H211V157H208L207 159L208 160H210L211 161V159L210 158H212V152ZM222 150V151H223ZM29 151H31V153H33V154H31V156H33V157H31V156H29L30 154H28V153H30ZM216 151H215V153H216ZM226 151V150H225ZM225 151H223V152H221V151H218L219 152V154H215L216 155V157H215V155H213V158L215 159V158H217V155H220L221 156V154H222V156L224 155V152ZM250 151H251V153H250ZM257 151H259V152H257ZM16 152H19V153H16ZM23 152V153H22ZM39 152V153H38ZM211 152V153H210ZM217 152V153H218ZM239 152H237V153H239ZM7 153V152H6ZM22 153V154H21ZM221 153V154H220ZM247 153L248 154H251V155H247ZM21 154V155H20ZM24 154V157L22 158V155ZM39 154V155H40ZM69 154V155H68ZM72 154H74V153H72ZM246 156H245V155ZM261 154V155H260ZM26 155V156H25ZM37 157H35V156ZM206 155H208V154H206ZM244 155V156H243ZM253 155V156H252ZM27 156H29V157H31V159L30 158H28ZM73 155H71V157H72ZM105 156V155H104ZM104 156H103V158H101L102 159V161H103V159H104ZM220 156H218L219 158H220ZM230 156V157H231ZM232 156V157H233ZM243 156V157H242ZM248 156V157H247ZM25 157H27L28 158V160H27V158H25ZM106 157V156H105ZM146 157H148V156H144V157H142L141 158V161H142V166L144 165L145 166V164H147L145 167H149L150 169L151 168H156V169H154L153 171H154V173H155V175H157L156 177L158 178V180L159 179H165L166 177L168 178H166L167 179V181L165 182V181H162V182H165L164 184L167 186V187H169L170 186V183L172 184V181H173V179L172 178H169V175H168V173H167V171H166V169L163 167V168H161L162 167V165L159 163V164H157V163H155V160L153 161V163H151V160H153L150 156H149V159H147ZM224 157V156H223ZM230 157H228V161L225 159V161H224V159H219V160H223V162H220V164H218V165H216V168H215V170H217L218 169V167L220 168V169H218V171L219 170H221V168L224 166L225 167V165L227 164H225V162H230V160L232 159V157L230 158ZM261 157V158H262ZM17 158V159H16ZM32 158H34V160L32 159ZM57 157H55V160L57 161V159H56ZM146 158V159H145ZM230 158V159H229ZM239 158V159H238ZM242 158V159H241ZM253 158H251V159H253ZM19 159V160H18ZM39 161H38V160ZM107 159H109L108 158V155H107ZM1 160V159H0ZM9 160V161H8ZM27 160V161H26ZM36 160V161H35ZM243 160H246V159H243ZM254 160V159H253ZM16 161V162H15ZM22 161V162H21ZM33 161H35L36 163H39V164H36L35 162H33V164H32V162ZM108 161V163L106 164L105 162V164H104V166H103V164H102V162H101V176H102V181H103V183L105 184L106 183V185H105V187H104V189L106 188V190H104L103 189V191H102V196H103V204H104V211H105V214H107L106 215V220H110V221H112L113 222V225H114V227L112 228H110L109 227V225H107L108 226V229H109V232L111 233L110 234V236H109V243L112 245L111 246V248L113 249V255H114V262H115V264H123V262H125L126 264H140L141 262H143L144 260L142 259L143 258V254H142V256H141V253H140V251L143 253V251H142V245H141V247L140 248H138V246H140V240H142V241H144L143 240V237H142V235H138V234H141V225H140V221H141V219H143V220H145L147 223H150L149 222V218H141L140 219V210H137L138 212L136 213H133L134 212V203H133V201L132 200H130V198H131V192H129L127 189L125 190V187H126V185L127 184H124V182H128L129 180V185H132L131 187L134 189L135 187V189L136 190H134V191H136V193L138 192L139 193V197H141L140 199H142V197H143V200H142V202L145 204H147L148 206L147 207H149V210H150V208L152 207V210H150V214L151 215H154V217H153V222L154 223H151L152 225H147L148 227H145L146 225V223H144V227L145 228H148V230H149V233L151 234V235H153L152 237H153V244L155 245V248L158 250V253H160L159 255V264H179V263H177L176 261H175V257H174V255H173V252H172V249L174 250V248H175V242L177 241L178 243L179 242H181V240H180V238L178 239V234H177V231L175 230L176 229V227H175V225H174V223L175 222H173V221H175V218H174V215H175V211H174V206H169V205H172L171 203L169 204V199L168 198H166L167 196L166 195H162V194H164V193H161V195H160V192L158 193V191H157V193L156 194H152L151 192L152 191H150L149 190V188H148V190L150 191V192H148V190L147 189H145L144 188V186L146 185H142V184H144V182L141 184L139 181H141L140 179H138V177L136 178L135 176H133L132 175V172H130L131 173V175L132 176H130V173H129V171H126V176H128V174H129V176L127 177V179H129V180H127V181H122L123 182V186H122V183L121 182H119L120 181V179H116V182H115V180H114V184L115 185H113V183H111L112 182V178H113V175L111 174V172L109 171L110 170V167H108V165H111V164H109L110 162V160H107ZM210 161H208V163L210 162ZM233 161H234V158H233ZM261 161H262V159H261ZM263 161H264V159H263ZM1 162V161H0ZM15 162V163H14ZM17 162H19V163H17ZM31 162V167H30V163ZM156 162H159V161H156ZM218 162V161H217ZM17 163V164H16ZM26 163V164H25ZM151 165H150V164ZM219 163V162H218ZM221 163H222V165L223 166H220L221 165ZM225 165H224V164ZM231 163H232V165L231 166H236V164L234 165V163L235 162H232L231 161ZM12 164V163H11ZM18 165L19 164V166H16V165ZM20 164H21V166H23V167H25V168H23V167H21L20 166ZM23 164V165H22ZM35 164V165H34ZM161 165L160 167H158V166H155V165ZM238 164V163H237ZM40 165H42V167H40ZM69 165V164H68ZM107 165V166H106ZM30 167V168H28V167ZM39 166V167H38ZM153 166V167H152ZM155 166V167H154ZM7 167V168H8ZM14 167V168H13ZM35 167V168H34ZM69 168H67V170H65V171H68V172H66L65 174H67V178H66V181H68V183L70 184V185H68L67 184V182H66V184H67V187H69V188H67V190H69L68 191V194H69V199H70V203H69V213H71L70 215L72 216V222H74V225H75V223L76 222H81V223H83L82 221H88L87 219H84L85 217H86V215H85V213H86V211H84V207L86 206L85 205V202H83L84 200H82V198L83 197H81L80 198V196L78 195H75V193H74V191L76 190V184H77V188H81L82 189V183H83V170H81V169H79V166L78 165H70V166H68ZM71 167V168H70ZM109 168V172L107 173V169L106 168ZM224 167H223V170H226V167H225V169H224ZM240 167V166H239ZM19 168H20V170H19ZM23 170H22V169ZM28 168V169H27ZM76 168V169H75ZM238 168V167H237ZM1 169V168H0ZM41 169V170H40ZM44 169V170H43ZM71 169V170H70ZM74 169V170H73ZM78 169V170H77ZM18 170V171H17ZM25 170V171H24ZM29 170V171H28ZM81 170V171H80ZM152 170V169H151ZM156 170H158L157 172H156ZM163 170V171H162ZM222 170V171H223ZM8 172V174H10V172L9 171H7ZM6 172V173H7ZM19 173V175H18V173ZM24 172H26V173H24ZM31 172V173H30ZM82 172V173H81ZM127 172H128V174H127ZM162 172V173H161ZM224 173H225V171H223ZM15 173V174H14ZM23 173V174H22ZM77 173H78V175H79V177H78V175H77ZM103 173V174H102ZM165 173V174H164ZM221 173V172H220ZM37 174H38V176H37ZM109 174V175H108ZM111 174V175H110ZM226 174V173H225ZM229 174V173H228ZM6 175V174H5ZM5 175H2V177L4 176V177H6ZM21 175H23V176H21ZM162 175V176H161ZM165 175H166V177H165ZM221 175H222V178H223V176L225 177V175H223V173H221ZM1 176V175H0ZM15 176H17V177H15ZM22 178H21V177ZM34 176V177H33ZM104 176V177H103ZM108 176H112L111 177V182H110V177H108ZM163 176H164V178H163ZM233 176V175H232ZM15 177V178H14ZM19 177L21 178V180L19 179ZM75 177V178H74ZM78 177V178H77ZM135 177V178H134ZM23 178H25V180H23ZM107 178V179H106ZM132 180H131V179ZM28 179V180H27ZM31 179V180H30ZM69 179V180H68ZM80 179V180H79ZM105 179V180H104ZM138 179V180H137ZM2 180H1V182H2ZM12 180V181H11ZM18 180V181H17ZM23 180V183H25L26 182V184L27 185H21L22 183L21 182H19V181H22ZM35 180V181H34ZM37 180V181H36ZM57 182L56 183H58V174H57ZM75 180H77V181H75ZM168 180H170V181H168ZM25 181V182H24ZM32 181V182H31ZM51 181H52V187H51ZM107 181V182H106ZM118 181V182H117ZM132 181H134V182H132ZM160 182H161V180H159ZM1 183V185L2 186H4V184H5V187H7V184L6 183ZM11 182V183H10ZM19 182V183H18ZM47 182V183H46ZM49 182V183H48ZM75 182V183H74ZM135 184L134 186H133V184ZM21 183V184H20ZM33 183V184H32ZM80 183V185H81V187H78V184ZM110 183L112 184V185H110ZM120 183V184H119ZM40 184V185H39ZM47 184H50V187H49V185H47ZM112 187H116V191L112 188H110V186ZM21 185V186H20ZM35 185V186H34ZM125 185V186H124ZM140 185V186H139ZM34 186V187H33ZM43 186V187H42ZM109 186V187H108ZM120 186H122V188H123V190H125V191H123L122 189H121V187ZM128 186V185H127ZM147 186V185H146ZM1 187V186H0ZM5 187L3 188V190L2 191H4V189H5ZM47 187V188H46ZM107 187H108V189H107ZM138 187H139V189H138ZM142 187V188H141ZM52 190H51V189ZM118 188V189H117ZM47 189H49L48 191H47ZM78 189V190H79ZM80 189V190H81ZM120 189V190H119ZM15 190V189H14ZM29 190V189H28ZM27 190V191H28ZM37 190V191H36ZM46 190V192H44ZM78 190H76V191H78ZM79 190V191H80ZM113 190V192H112V194H111V191ZM118 190V191H117ZM50 191V192H49ZM133 191V192H134ZM5 192V191H4ZM31 192V193H30ZM35 192H38V193H36L35 194ZM51 192L53 193L52 194V196H51ZM126 192H128V193H130V194H128V193H126ZM47 193H50V194H47ZM116 193V195H114V194ZM135 193V192H134ZM133 193V194H134ZM135 193V194H136ZM142 193V194H141ZM150 193H151V195H153V196H150ZM126 194H128V196H126ZM147 194V195H146ZM32 195H30L31 197H33ZM48 195V196H47ZM46 196H47V199H45L46 198ZM72 196V197H71ZM126 198H125V197ZM163 196V197H162ZM30 197V198H31ZM49 197V198H48ZM52 197V198H51ZM127 197L129 198V200H130V202L131 203H133V205L132 204H130L129 203V201L127 202L126 200H127ZM147 198H149V199H147ZM161 198V199H160ZM84 199V198H83ZM152 199V200H151ZM165 199V200H164ZM167 199H168V201H167ZM48 200V201H47ZM151 202H149V201ZM163 200H164V202H163ZM116 201V202H115ZM36 202V203H35ZM40 202V203H39ZM149 202V203H148ZM155 202V203H154ZM166 202H168V203H166ZM36 205H35V204ZM127 203L129 204V206L127 205ZM153 203V204H152ZM162 203V204H161ZM152 204V205H151ZM257 205V203L254 205V203H253V205L251 206V210H250V208L248 209V211H247V217L246 218H253V219H256L257 217H258V215H259V217L258 218H260V220L262 219L261 217H262V214H264V208H261V209H259L261 206L262 207H264L263 205H258L257 207H256V209H258V213L257 212H254V211H256V209H255V206ZM40 206V207H39ZM50 206H51V204H50ZM76 206V207H75ZM83 206V207H82ZM113 206H116V207H113ZM126 206H128V208H130V209H127V207ZM131 206H133V207H131ZM254 206V207H253ZM36 207H38V208H36ZM46 207H48V208H46ZM82 207V208H81ZM93 207H94V203H93ZM82 209L83 210V212H85V213H83L82 212V210L80 211V209ZM113 208V209H112ZM114 208H116V209H114ZM71 209V210H70ZM117 209H118V214L119 215H117L115 212L117 211ZM158 209V210H157ZM252 209H253V211H252ZM255 209V210H254ZM34 210H32V211H34ZM75 210V211H74ZM85 210H86V207H85ZM116 210V211H115ZM128 210V211H127ZM130 210H133V212L132 211H130ZM153 210H155V212L153 211ZM261 212H260V211ZM49 211H51L50 213H49ZM120 211V212H119ZM174 211V212H173ZM249 211H250V213H249ZM47 212V213H46ZM132 212V214H134V216L132 215V214H130V213ZM157 212V213H156ZM253 212V213H252ZM38 213V214H37ZM81 213H83V219L84 220H81L82 219V216L80 215ZM153 213V214H152ZM169 213V214H168ZM170 213H172V214H170ZM257 213V214H256ZM75 214V215H74ZM137 214H139V216L136 215ZM166 214V215H165ZM35 215V216H34ZM45 215V216H44ZM78 215V216H77ZM111 215V216H110ZM122 216L121 218H119V220L121 221H119V220H117L118 218H117V216ZM149 214H147L146 216H148ZM260 215H261V217H260ZM79 216H80V219H78L79 218ZM136 216V217H135ZM255 218H254V217ZM257 216V217H256ZM115 217V218H114ZM124 217V218H123ZM128 217V218H127ZM173 217V218H172ZM263 217H264V215H263ZM35 218V219H34ZM46 218H47V220H46ZM125 219V220H123V219ZM136 218V219H135ZM93 219H94V223H95V225H96V220H95V215H94V217H93ZM112 219V220H111ZM130 219V220H129ZM159 219V220H158ZM36 221V224H35V221ZM75 220H76V222H75ZM129 220V221H128ZM158 220V221H157ZM173 220V221H172ZM261 221H264V218H263V220H261ZM32 222V221H31ZM53 222V223H52ZM111 222V223H112ZM125 224H124V223ZM129 223H132V224H130L131 226V228L129 227ZM125 226H124V225ZM126 224L128 225V226H126ZM155 224V227L153 226ZM159 224V225H158ZM173 224V225H172ZM79 228L81 227H83V226H85V224L82 226V224H80L79 223V225L78 224H76ZM116 225V226H115ZM118 225H119V227H118ZM134 226V227H133ZM172 226V227H171ZM77 227V228H78ZM86 227V226H85ZM85 227H83V228H85ZM138 227H140L139 229H138ZM150 227H151V229H155V231H153V230H151L150 229ZM159 227H161V228H159ZM170 228V229H169ZM175 228V229H174ZM38 229V230H37ZM53 229H54V227H53ZM116 229H118L117 231H116ZM130 229V230H129ZM135 231H134V230ZM161 230V232L159 231V230ZM47 230V231H46ZM128 230V231H127ZM133 230V231H132ZM140 230V231H139ZM86 230H83V232H80V233H73V231H72V237H76L75 238V241H76V243L77 244H79V245H81V244H83L84 242L85 243H87L89 240V237H87L86 238V236H89V234L87 233L86 234V232H85ZM114 231V232H113ZM121 231V233H119ZM124 233H123V232ZM153 233H152V232ZM171 231V232H170ZM176 231V232H175ZM129 232V233H128ZM137 232V233H136ZM175 234H174V233ZM53 233V234H52ZM86 234V236H85V234ZM127 233V234H126ZM155 233V234H154ZM163 233V234H162ZM75 234V235H74ZM80 234V235H79ZM124 234V235H123ZM128 234L131 236L130 237V239H129V236H128ZM134 234V235H133ZM166 234V235H165ZM176 234H177V236H176ZM42 235V236H41ZM68 235V234H67ZM82 235L84 236V237H82ZM122 235V236H121ZM78 236V237H77ZM80 236V237H79ZM113 238H112V237ZM125 236V237H124ZM140 237V239L139 240H137V237ZM171 236H173V237H171ZM71 237V239H73L74 240V238H72ZM133 237H135V239L133 238ZM168 238V240H167V238ZM37 238V237H36ZM83 238H84V240H83ZM122 238V239H121ZM63 239H64V243H65V241H66V235L63 237ZM170 239V240H169ZM173 239V240H172ZM80 240H81V242H80ZM130 242H129V241ZM165 240H167V241H165ZM45 241V242H44ZM136 241H137V244H138V242H139V244H138V246H137V244H136ZM156 241V242H155ZM172 241H174V245H172ZM90 242H91V238H90ZM89 242V243H90ZM125 242V243H124ZM129 242V243H128ZM36 243V242H35ZM36 243V244H37ZM113 243H115V244H113ZM128 243V244H127ZM143 244L145 243V242H142ZM141 243V244H142ZM167 243V244H166ZM170 243H171V245H170ZM178 243H177V245H178ZM48 244V245H50V248L48 247V246H46V245ZM120 244V245H119ZM169 244V245H168ZM182 244V243H181ZM45 246V247H41V246ZM86 246L88 245V243L87 244H85ZM84 245V246H85ZM123 245H125V246H123ZM130 245V246H129ZM165 245V246H164ZM85 246V247H86ZM122 246V247H121ZM167 246V247H166ZM173 248H172V247ZM35 248L37 247V245L36 246H34ZM46 247H48L49 248V252H48V248L46 249ZM83 247V246H82ZM81 247V248H82ZM128 247L130 248V249H128ZM158 247V248H157ZM164 247H166V248H164ZM178 247L180 248V245H178ZM250 247H253V246H249V248L247 247V248H245V250H244V248H243V250H244V253L246 254H243V250H240V249H242V247H240V248H238V249H236L235 250V256H234V259H233V261H236L235 263H233V264H253V262H254V259L256 258V255L261 251V249H259L257 246V249H256V247L254 246L253 248H251V249H254V250H251L250 249ZM80 248V252L79 253H77V254H80V255H78L77 257L78 258H80L81 256H84V255H86V253L87 252H85V251H83V249H81ZM84 248V247H83ZM121 248V249H120ZM125 250V254H127V256H129L130 258L128 259V257L126 256V255H123L124 257L123 258H121L122 256H121V254H119L120 252H121V250L122 251H124L123 249ZM170 248V251L168 250ZM172 248V249H171ZM177 248V247H176ZM8 248H6L5 249V253H2V255L4 256H2V255H0V260L1 259H3L1 262H0V264L1 263H3V264H12V262H11V260L9 259V257H10V250H7ZM44 249H46L45 251H44ZM50 249H51V251H50ZM85 250H86V248H84ZM119 249V250H118ZM141 249V250H140ZM144 249V248H143ZM6 250H7V252H6ZM42 250V251H41ZM88 250V249H87ZM86 250V251H87ZM129 250V251H128ZM134 250V251H133ZM140 250V251H139ZM167 250V251H166ZM257 250V251H256ZM260 250V251H259ZM44 251V252H43ZM52 251H53V253H52ZM85 253H83V252ZM116 251V252H115ZM138 251V252H137ZM248 251H250L252 254H248ZM9 252V253H8ZM42 252V253H41ZM168 252H171V253H169V254H167ZM249 252V253H250ZM9 255H8V254ZM45 253V254H44ZM83 255H82V254ZM122 253V252H121ZM128 253H130V254H128ZM257 253V254H256ZM5 254V255H4ZM118 254V255H117ZM164 255V257H163V255ZM171 254V255H170ZM248 254V255H247ZM51 255V256H50ZM87 255H88V253H87ZM135 255H137V256H135ZM139 255V256H138ZM2 256V257H1ZM120 258H119V257ZM172 256H173V258H172ZM251 256V257H250ZM255 256V257H254ZM125 257H127V258H125ZM135 257H137V258H135ZM141 257V258H140ZM248 257V258H247ZM253 257V258H252ZM82 258V257H81ZM84 258V257H83ZM132 258V259H131ZM133 258H135V260L133 259ZM247 258V259H246ZM252 258V259H251ZM9 259V260H8ZM50 260V261H49ZM80 259H78V261H79ZM120 260V261H119ZM139 262H137V261ZM141 260V261H140ZM243 260V261H242ZM249 260V261H248ZM38 261V262H39ZM42 261V262H41ZM127 261H128V263H127ZM132 261H133V263H132ZM161 261V262H160ZM252 261V262H251ZM9 262V263H8ZM137 262V263H136ZM164 262V263H163ZM168 262V263H167ZM172 262V263H171ZM250 262V263H249ZM144 263V262H143ZM143 263H141V264H143Z\"/></svg>",
    "mask_w": 264,
    "mask_h": 264
}]
</instances>
